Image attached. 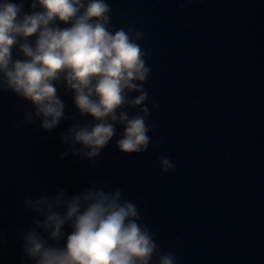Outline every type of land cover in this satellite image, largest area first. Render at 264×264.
I'll return each mask as SVG.
<instances>
[{
  "label": "water",
  "instance_id": "95a60500",
  "mask_svg": "<svg viewBox=\"0 0 264 264\" xmlns=\"http://www.w3.org/2000/svg\"><path fill=\"white\" fill-rule=\"evenodd\" d=\"M134 28L159 105L152 144L125 155L113 140L91 165L62 159L58 136L0 206V264H21L15 233L33 217L25 195L102 180L124 189L178 264H264V0H191L183 11L178 0H152ZM160 155L175 172L160 171Z\"/></svg>",
  "mask_w": 264,
  "mask_h": 264
},
{
  "label": "clouds",
  "instance_id": "9594fccd",
  "mask_svg": "<svg viewBox=\"0 0 264 264\" xmlns=\"http://www.w3.org/2000/svg\"><path fill=\"white\" fill-rule=\"evenodd\" d=\"M178 2L183 11L191 0ZM112 12L109 0H0V94L30 105L19 130L38 123L50 134L71 121L59 134L62 159L95 165L113 140L125 155L152 144L150 118L159 105L145 88L152 71L145 34L117 27ZM157 161L161 172L176 171L170 158ZM23 204L33 217L15 233L21 264H178L142 222L138 205L106 180L72 194L59 185L51 195L28 193ZM5 240L0 231V246Z\"/></svg>",
  "mask_w": 264,
  "mask_h": 264
}]
</instances>
